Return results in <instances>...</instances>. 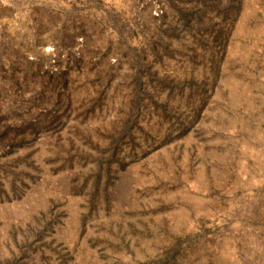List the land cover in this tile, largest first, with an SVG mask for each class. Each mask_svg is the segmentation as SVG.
Listing matches in <instances>:
<instances>
[{"label": "rangeland", "instance_id": "1", "mask_svg": "<svg viewBox=\"0 0 264 264\" xmlns=\"http://www.w3.org/2000/svg\"><path fill=\"white\" fill-rule=\"evenodd\" d=\"M0 264H264V0H0Z\"/></svg>", "mask_w": 264, "mask_h": 264}, {"label": "water", "instance_id": "2", "mask_svg": "<svg viewBox=\"0 0 264 264\" xmlns=\"http://www.w3.org/2000/svg\"><path fill=\"white\" fill-rule=\"evenodd\" d=\"M214 79H215V83H218V84H220V85L222 84L221 81H219V80L217 79V76L214 77ZM208 109H209V108H207L206 111H207ZM202 224H203V223H202Z\"/></svg>", "mask_w": 264, "mask_h": 264}]
</instances>
